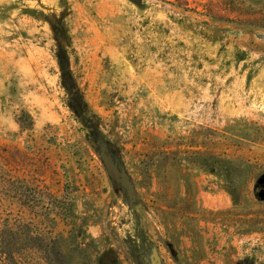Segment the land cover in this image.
Masks as SVG:
<instances>
[{
    "label": "rangeland",
    "instance_id": "rangeland-1",
    "mask_svg": "<svg viewBox=\"0 0 264 264\" xmlns=\"http://www.w3.org/2000/svg\"><path fill=\"white\" fill-rule=\"evenodd\" d=\"M193 5L0 0V264H264L243 194L155 155L264 131V31Z\"/></svg>",
    "mask_w": 264,
    "mask_h": 264
},
{
    "label": "trees",
    "instance_id": "trees-1",
    "mask_svg": "<svg viewBox=\"0 0 264 264\" xmlns=\"http://www.w3.org/2000/svg\"><path fill=\"white\" fill-rule=\"evenodd\" d=\"M195 1L193 9L209 16L215 21L231 23L253 30L264 31V0H191ZM178 6H188L190 0H172ZM61 81L64 86L78 93L72 75L65 67L64 57L59 58ZM76 99L78 97L76 96ZM77 101V100H76ZM75 109H79L75 106ZM21 128L24 127L19 120ZM264 131L259 125L252 124L247 131L225 129L217 131L204 128L193 131L188 136L178 138L175 147L162 149L156 152L161 161L160 165L171 164L178 166L184 160L188 167L196 174L204 173L213 176L215 181L231 194L242 193L243 205L239 208L241 215L247 217L241 221L249 222L248 228L241 233H262L264 235V148L256 151L242 150L244 143L258 142ZM184 142H179L183 141ZM226 142H235L226 144ZM223 144L222 149L216 145ZM242 143L240 151L230 150L229 147ZM158 161V160H157ZM182 185L187 194L194 182H185ZM250 190V194L249 189ZM240 219V218H239Z\"/></svg>",
    "mask_w": 264,
    "mask_h": 264
},
{
    "label": "water",
    "instance_id": "water-1",
    "mask_svg": "<svg viewBox=\"0 0 264 264\" xmlns=\"http://www.w3.org/2000/svg\"><path fill=\"white\" fill-rule=\"evenodd\" d=\"M153 264H158V263H153Z\"/></svg>",
    "mask_w": 264,
    "mask_h": 264
}]
</instances>
